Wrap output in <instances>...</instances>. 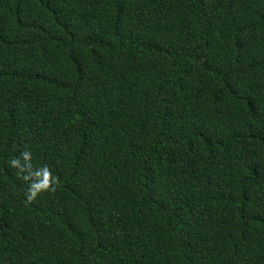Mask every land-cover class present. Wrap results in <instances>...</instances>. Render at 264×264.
I'll list each match as a JSON object with an SVG mask.
<instances>
[{"label": "trees", "instance_id": "16d2710c", "mask_svg": "<svg viewBox=\"0 0 264 264\" xmlns=\"http://www.w3.org/2000/svg\"><path fill=\"white\" fill-rule=\"evenodd\" d=\"M0 264H264V0H0Z\"/></svg>", "mask_w": 264, "mask_h": 264}, {"label": "clouds", "instance_id": "9594fccd", "mask_svg": "<svg viewBox=\"0 0 264 264\" xmlns=\"http://www.w3.org/2000/svg\"><path fill=\"white\" fill-rule=\"evenodd\" d=\"M21 157L24 161V167H30L31 165L29 162L31 160V153L26 150V151L21 153ZM11 165L13 167L18 168V169L21 168L20 158L12 159ZM37 175H39V173H37ZM43 175L46 178L43 185H41V184L30 185L29 190H28V198L29 199L34 198L38 191H41V190L46 189L48 187L47 178H49V177L51 178V184L54 188V186L56 184V177L47 169L44 170ZM25 179H28V177H25Z\"/></svg>", "mask_w": 264, "mask_h": 264}]
</instances>
